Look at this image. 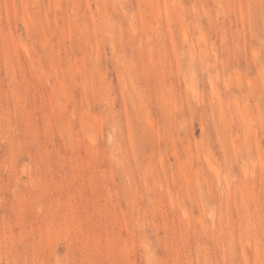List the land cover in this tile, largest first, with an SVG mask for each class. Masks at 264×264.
Masks as SVG:
<instances>
[{
    "label": "rangeland",
    "instance_id": "374dc122",
    "mask_svg": "<svg viewBox=\"0 0 264 264\" xmlns=\"http://www.w3.org/2000/svg\"><path fill=\"white\" fill-rule=\"evenodd\" d=\"M0 264H264V0H0Z\"/></svg>",
    "mask_w": 264,
    "mask_h": 264
},
{
    "label": "bare ground",
    "instance_id": "6f19581e",
    "mask_svg": "<svg viewBox=\"0 0 264 264\" xmlns=\"http://www.w3.org/2000/svg\"><path fill=\"white\" fill-rule=\"evenodd\" d=\"M192 88V87H191ZM205 159H206V161H209L210 162V160H209V158L207 157V156H205Z\"/></svg>",
    "mask_w": 264,
    "mask_h": 264
}]
</instances>
